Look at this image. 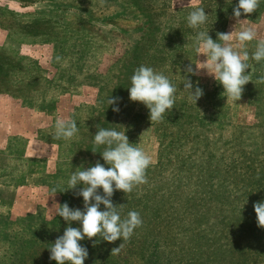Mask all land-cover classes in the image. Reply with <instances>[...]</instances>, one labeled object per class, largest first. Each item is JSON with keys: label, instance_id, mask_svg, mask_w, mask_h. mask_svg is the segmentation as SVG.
<instances>
[{"label": "rangeland", "instance_id": "374dc122", "mask_svg": "<svg viewBox=\"0 0 264 264\" xmlns=\"http://www.w3.org/2000/svg\"><path fill=\"white\" fill-rule=\"evenodd\" d=\"M237 3L0 0V264H56L48 248L68 226L57 204L84 207L74 194L82 186L67 190L70 175L104 164L96 126L124 132L151 164L147 183L111 197L122 218L137 211L142 225L127 241H79L84 264H264L253 208L264 201V60L251 58L264 39V0L238 19ZM197 7L208 17L194 29L187 16ZM244 27L257 37L237 48L249 53L250 81L233 100L206 70L193 75L186 66L206 59L193 47L199 31L217 41L235 30L236 47ZM141 65L176 88L173 109L158 122L129 98ZM185 78L203 89L196 104ZM109 97L120 98L119 112ZM57 118L76 121L71 139L55 138Z\"/></svg>", "mask_w": 264, "mask_h": 264}, {"label": "clouds", "instance_id": "9594fccd", "mask_svg": "<svg viewBox=\"0 0 264 264\" xmlns=\"http://www.w3.org/2000/svg\"><path fill=\"white\" fill-rule=\"evenodd\" d=\"M259 7V0H238L233 9L235 18L243 14H251ZM208 15L205 9L197 7L187 16V22L191 28H199L206 23ZM235 31V30H234ZM217 33V41H214L205 31H199L193 38V47L206 59L200 62L202 67L196 65L186 66L187 72L196 75L199 69H204L224 88L227 97L239 100L243 92V86L249 81L247 61L249 53L238 51L237 48L245 42L256 39L257 32L252 27H244L236 34V47L229 42L233 39V32ZM223 42V43H221ZM251 58L257 63L264 60V39H260ZM264 82V76L259 77ZM183 89L189 93V98L196 102L203 96V89L194 86L190 79L185 78ZM129 98L133 102L144 104L149 110L151 122L163 119L164 113L173 109L175 104L176 88L162 73L144 65L139 66L131 77V86L128 88ZM119 97H109L107 103L113 107L114 112H119ZM55 138L71 139L78 131L77 123L73 119L57 118L55 121ZM97 127L93 143L97 146H105L100 153L104 164L97 161L93 166L74 171L68 180L67 190L79 191L74 194L83 198V210L70 208L67 203L59 205L56 215L62 217L68 226L63 235L58 236L48 248L50 260L56 264H84L88 257V250L79 241L92 239L97 235L109 243L118 239L127 241L134 230L142 225V219L137 211H129L125 217H121L111 197L117 190L130 193L139 185L147 183L146 170L151 164V157L140 147L130 143L124 132L115 129ZM93 153L96 151L93 149ZM108 165L105 167L104 165ZM80 169V168H77ZM102 189L101 195L99 190ZM101 205L104 210H101ZM257 225L264 228V201L253 205ZM72 222H77L79 227H72ZM123 248V243L111 250L112 254H118Z\"/></svg>", "mask_w": 264, "mask_h": 264}]
</instances>
